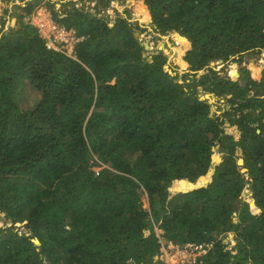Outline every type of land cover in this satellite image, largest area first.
Returning a JSON list of instances; mask_svg holds the SVG:
<instances>
[{"label":"trees","instance_id":"1","mask_svg":"<svg viewBox=\"0 0 264 264\" xmlns=\"http://www.w3.org/2000/svg\"><path fill=\"white\" fill-rule=\"evenodd\" d=\"M83 1L46 3L80 39L75 58L23 21L37 0L0 30V264H163L158 222L174 246H203L195 264H264V69L233 82L209 67L264 50V0H135L154 33L185 47L173 49L183 84L165 68L166 46L147 61L139 24ZM198 89L229 108L211 112Z\"/></svg>","mask_w":264,"mask_h":264},{"label":"rangeland","instance_id":"2","mask_svg":"<svg viewBox=\"0 0 264 264\" xmlns=\"http://www.w3.org/2000/svg\"><path fill=\"white\" fill-rule=\"evenodd\" d=\"M28 0H2V4L0 7V30H2L3 33H7L11 28H17L19 26L18 22H17V17L14 15V12L18 11L19 12V8H23V6L26 4ZM39 1V4L43 1V0H37ZM101 0H89L88 2H78L77 6H81L83 5L85 8L88 9V11L92 14V15H99L102 16V14L104 15V17H106L110 22H113L119 15L122 17H126L129 19V22L132 23L133 25H135L136 23L139 24V28L138 30L136 29L134 32L139 33V39L138 41L140 42L141 46L143 44H146L147 48L146 50L143 48V52H142V58L147 59V61L150 60L151 55H153L154 51H156L158 47L161 46H166V51L163 52L166 56H167V65H166V70L172 75L178 76V79H176V81L179 84H183L182 81V77H185L187 73V71H184L181 68H178V56L177 54L174 53L173 49L175 48H180V51H184L185 47L182 46L181 44H178L175 39L171 36V34H167V35H161L158 33H154L153 29L150 26L151 21L147 20L145 21V19L143 20L141 17L137 16V11L135 8V0H112L109 3V7L108 10L106 11H100V9L96 8V4L100 3ZM137 4V3H136ZM4 8H8L6 10H4ZM56 9H59V7H56ZM63 9H66L63 8ZM5 13L7 14L6 18H2L4 16ZM26 16L23 18V21L26 22ZM5 19V22L3 21ZM4 22V26H1V23ZM154 34H153V33ZM152 50V51H148V50ZM74 50V48H73ZM62 51V50H61ZM65 54L67 55H73L74 51L71 53V49L70 50H66ZM71 58H75V56L71 57ZM209 67L214 68L220 76L225 77L227 79H230L231 81H235L239 78V76L241 75L240 70L241 69H246L250 72V75L254 78H257L258 76L255 75V71L258 70V72H261L264 69V50L262 51H253V52H249L246 53L240 62H229V63H220L218 62H212L210 63ZM185 74V75H184ZM20 91H16L15 97H22L21 94H19ZM197 96L199 97L200 100H204V101H208L211 108V112H216L217 115H220V112L223 111L226 108H229L227 106V104L219 98H217V96L215 94H211L208 92H202L200 89H198L197 92ZM205 97H207L206 99H204ZM209 98V99H208ZM23 99V97H22ZM24 100V99H23ZM26 102H28V105H34V103L36 102V100L32 99L31 97H25ZM21 103L23 104V101H21ZM226 133H231L234 132L233 128H226L225 129ZM212 152L213 155L216 157V159H218V162H215L216 164H219L222 160V153L221 150L219 149L218 146L212 147ZM239 155H241V153L238 152ZM96 159V158H94ZM238 161H242L241 165H239L241 172L242 173H246V169L243 168L244 165V161L242 159H239ZM238 163V162H237ZM106 167V166H93L92 170L94 172H98L101 168ZM108 168V167H106ZM246 176V175H245ZM247 177V176H246ZM143 204L144 207L146 208V210L149 212V197L147 195V193L143 190ZM241 199L245 202H249L250 201V205L252 203H254L252 200H250L249 194H248V190L245 187V189L243 190V195L241 196ZM250 210L254 213L255 211V205L253 204L252 206H250ZM235 215V214H234ZM4 224L3 220H0V227ZM17 224V223H16ZM20 224V223H19ZM7 226H10V224H8ZM16 227H21L20 226H16ZM153 232L156 236V238L159 240L160 243V249H162V246H165V243H170V245L174 246L171 242L165 240L163 238L164 232L160 229V222H158V224H153ZM236 235L234 233H228L226 236H223V243L227 244L229 248L233 247V244L236 241ZM35 244V243H34ZM36 245V244H35ZM40 245V244H37ZM166 249V247H165ZM164 253L167 254L166 256L164 255L163 258L168 257V263L167 264H182L179 261V253L174 250L172 247H170L169 250H164ZM186 256V255H184ZM161 260V257H158ZM166 259V260H167ZM131 264V263H130Z\"/></svg>","mask_w":264,"mask_h":264},{"label":"built area","instance_id":"3","mask_svg":"<svg viewBox=\"0 0 264 264\" xmlns=\"http://www.w3.org/2000/svg\"><path fill=\"white\" fill-rule=\"evenodd\" d=\"M26 22L38 30V33L41 39L45 42L47 49L55 51L62 50L61 52L64 53L66 50L71 49L72 53L76 42L80 40L76 37L75 31L67 30L52 20V16L45 7L44 3H41L35 8L30 16L26 18ZM67 56L73 57V55ZM95 173L97 174L98 172L96 171ZM170 247L179 253V261L182 264H195L198 257L206 254V250H204L203 246L189 245L185 249H180L178 246H172L170 243H165V246H162V249H160V261H162L163 264H167L169 262L167 259L168 257H163L164 255H167L164 253V250H169Z\"/></svg>","mask_w":264,"mask_h":264},{"label":"clouds","instance_id":"4","mask_svg":"<svg viewBox=\"0 0 264 264\" xmlns=\"http://www.w3.org/2000/svg\"><path fill=\"white\" fill-rule=\"evenodd\" d=\"M47 1H48V0H43V1L41 2V3H44V5H45L46 8H47V6H46ZM76 2H77V0H76ZM41 3H40V4H41ZM40 4H38L37 6H39ZM24 6H25V5H24ZM24 6H23V8H24ZM37 6H35V8H36ZM55 6H56V7H59V9L61 8L60 4H56ZM35 8L33 9V11L35 10ZM6 9H8V8H4V10H6ZM47 9H48V8H47ZM55 9H56V8H55ZM57 10H58V9H57ZM6 11H7V10H6ZM33 11H32V12H33ZM48 11H49V13L51 14V12H50L49 9H48ZM28 16H30V14H29ZM28 16H27V17H28ZM51 16H52V14H51ZM27 17H26V18H27ZM26 18H25V19H26ZM52 20H53V17H52ZM53 21H54V20H53ZM54 22H55V21H54ZM55 23H56V22H55ZM56 24H57V23H56ZM58 25H59V24H58ZM60 26H61V25H60ZM62 27H63V26H62ZM66 29H67V28H66ZM67 30H72V29H67ZM73 31H74V30H73ZM75 33H76V32H75Z\"/></svg>","mask_w":264,"mask_h":264},{"label":"water","instance_id":"5","mask_svg":"<svg viewBox=\"0 0 264 264\" xmlns=\"http://www.w3.org/2000/svg\"><path fill=\"white\" fill-rule=\"evenodd\" d=\"M138 36H139V33L135 32V33H134V38L138 40V39H139ZM142 46H143V48L146 50V44H143ZM219 62L222 63V61H219ZM204 99H206V97H205ZM208 99H209V98H208ZM238 164H239V161H238ZM23 224H25V222H24ZM23 224H22V225H23ZM20 225H21V224L17 223L15 226H20ZM34 243H35L36 245L39 244V242H38L37 240H34Z\"/></svg>","mask_w":264,"mask_h":264},{"label":"bare ground","instance_id":"6","mask_svg":"<svg viewBox=\"0 0 264 264\" xmlns=\"http://www.w3.org/2000/svg\"><path fill=\"white\" fill-rule=\"evenodd\" d=\"M146 48H147V46H146ZM207 98V97H206ZM216 162H218V159H216Z\"/></svg>","mask_w":264,"mask_h":264}]
</instances>
